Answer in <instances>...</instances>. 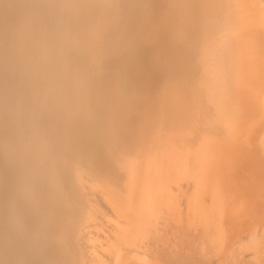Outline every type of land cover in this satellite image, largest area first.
<instances>
[{"label": "bare ground", "instance_id": "6f19581e", "mask_svg": "<svg viewBox=\"0 0 264 264\" xmlns=\"http://www.w3.org/2000/svg\"><path fill=\"white\" fill-rule=\"evenodd\" d=\"M80 166L135 191L117 263L162 264L138 243L174 188L264 225L262 0H0V264H74Z\"/></svg>", "mask_w": 264, "mask_h": 264}, {"label": "rangeland", "instance_id": "374dc122", "mask_svg": "<svg viewBox=\"0 0 264 264\" xmlns=\"http://www.w3.org/2000/svg\"><path fill=\"white\" fill-rule=\"evenodd\" d=\"M262 2L264 3V0ZM77 168L71 171L72 193H70L73 200L76 201L74 203L76 208H78V219L74 223L73 233L70 236L74 264H123L114 260L113 252L114 247L120 241V228L127 226L125 213L122 214L121 209H124L125 212L131 210L132 207L130 206L133 205L132 198L135 191H131L133 195L131 192L126 195L123 190H117L116 185L106 183V180L98 178L94 172L87 168L83 169L81 166ZM109 185L110 187L113 186L111 188L115 187V189H112L113 192ZM174 190L176 191V193L174 192L175 197L180 205L179 214L166 208L158 211L155 218L153 217L154 226L150 228V233L147 232L149 236L145 234L144 242H137L139 246H142V249L144 247L145 252L157 258L162 264H264V225H257L252 228V230L256 229L254 231H251V229L249 231L239 230L246 223L245 220L243 224L244 215L239 209L236 206L232 209L228 205L229 207H225L222 213L223 217L222 214L220 216L216 211L213 215V212L209 210L210 206L213 207L212 203L210 204L211 200L206 195L202 205L207 204L204 208H206V211H210L211 218L208 217L209 211L207 213L202 209L203 212H200L199 215L202 222L204 221L203 224L206 222L202 226V223L198 221L201 219L198 214L197 216L196 214L193 215L194 218H190L188 216L192 215L185 213V201L187 197H191L193 194V184L188 186L186 193L178 191L176 188ZM115 191L120 192L121 196L118 197L116 195L118 193ZM120 197L124 201L123 199L120 200ZM130 197H132V200ZM115 198H117V202L120 200V203H117ZM125 200H128L129 203L126 201V204ZM237 206L239 205L237 204ZM112 208L113 210H111ZM117 208H120L119 211L116 210ZM230 210L234 213L232 214ZM230 217L235 220V222L232 220L234 224L233 222L230 224ZM214 219L218 221L216 222ZM187 220L192 222L197 220V225L196 223L194 225L191 221L188 224ZM210 221L213 223H210ZM117 223H121V225ZM238 231L243 233L237 234ZM233 236H238V238ZM130 264L134 263L131 261Z\"/></svg>", "mask_w": 264, "mask_h": 264}]
</instances>
